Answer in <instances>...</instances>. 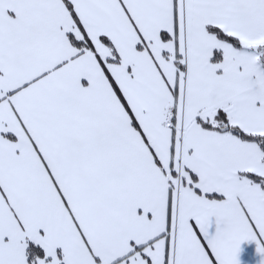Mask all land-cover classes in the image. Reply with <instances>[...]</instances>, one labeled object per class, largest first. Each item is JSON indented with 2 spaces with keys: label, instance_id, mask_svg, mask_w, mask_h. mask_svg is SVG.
<instances>
[{
  "label": "snow or ice",
  "instance_id": "snow-or-ice-1",
  "mask_svg": "<svg viewBox=\"0 0 264 264\" xmlns=\"http://www.w3.org/2000/svg\"><path fill=\"white\" fill-rule=\"evenodd\" d=\"M244 242L264 257V0H0V264Z\"/></svg>",
  "mask_w": 264,
  "mask_h": 264
},
{
  "label": "crops",
  "instance_id": "crops-1",
  "mask_svg": "<svg viewBox=\"0 0 264 264\" xmlns=\"http://www.w3.org/2000/svg\"><path fill=\"white\" fill-rule=\"evenodd\" d=\"M239 260L240 264H261L264 257L257 253L254 242H244L241 245Z\"/></svg>",
  "mask_w": 264,
  "mask_h": 264
}]
</instances>
